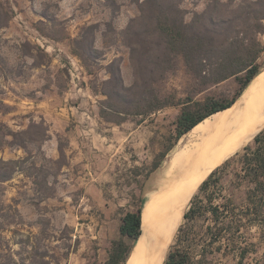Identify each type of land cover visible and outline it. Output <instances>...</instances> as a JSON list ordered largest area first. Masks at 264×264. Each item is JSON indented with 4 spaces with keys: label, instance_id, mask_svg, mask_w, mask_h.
<instances>
[{
    "label": "rangeland",
    "instance_id": "obj_1",
    "mask_svg": "<svg viewBox=\"0 0 264 264\" xmlns=\"http://www.w3.org/2000/svg\"><path fill=\"white\" fill-rule=\"evenodd\" d=\"M141 1L0 0V264H106L125 212L142 204L163 167L167 156L151 171L155 158L174 144L184 105L238 95L236 77L202 85L179 56L155 87L180 104L120 124L104 119L107 65L119 60L125 84L134 81L125 32ZM219 1L228 12L241 0ZM209 2L181 0L186 21ZM259 44L263 70L264 33L258 32ZM244 148L228 159V197H244L250 186L233 182L241 160L234 157ZM254 235L248 233L250 242ZM257 240L258 254L250 258L264 264V228L258 227ZM125 243L132 249L136 242ZM213 257V264L237 263L235 253L225 262L221 254Z\"/></svg>",
    "mask_w": 264,
    "mask_h": 264
},
{
    "label": "trees",
    "instance_id": "obj_2",
    "mask_svg": "<svg viewBox=\"0 0 264 264\" xmlns=\"http://www.w3.org/2000/svg\"><path fill=\"white\" fill-rule=\"evenodd\" d=\"M226 5L229 6L219 0H210L203 12L195 13L191 21H186L181 0L141 1L138 16L131 20L125 32L130 38L127 45L134 81L125 84L119 60L107 65L110 77L102 84L101 92L105 98L100 101V115L117 124L129 116L148 118L168 106L180 104L176 97L160 95L155 87V82L174 67L179 56L184 58L202 85L217 84L231 77H236L241 84L238 95L230 101L207 97L184 105L176 120L174 144L155 158L152 172L195 125L233 105L262 70L258 63L262 53L261 45L258 47V32L264 33V0H241L237 9L224 12L222 8ZM77 41L73 39L72 42ZM76 53L89 66L85 55ZM253 139L254 143H247L244 152L234 157H241V160L233 182L238 188L245 182L250 184L244 197L225 194L224 179L227 167L232 163L228 160L232 154L226 158L228 161L222 160L208 174L199 192L193 196L184 214V223L178 229L175 245L169 248L164 264H213L211 255L222 250L225 231L234 228L227 220L239 208L233 201H258V206L253 209L258 213V223L264 221V128ZM221 200L229 202H217ZM249 210L247 207L246 212ZM201 220L209 221V224L198 229L196 223ZM143 230L140 204L136 210L125 212L120 224L121 238L113 242L106 264H126L131 249L125 239L136 242ZM238 246L242 247L240 240L234 238L232 249ZM198 250L200 256L197 258ZM238 263L243 264L242 259Z\"/></svg>",
    "mask_w": 264,
    "mask_h": 264
},
{
    "label": "bare ground",
    "instance_id": "obj_3",
    "mask_svg": "<svg viewBox=\"0 0 264 264\" xmlns=\"http://www.w3.org/2000/svg\"><path fill=\"white\" fill-rule=\"evenodd\" d=\"M264 128V69L230 107L184 135L163 162L142 200L144 230L126 264H164L201 182Z\"/></svg>",
    "mask_w": 264,
    "mask_h": 264
},
{
    "label": "crops",
    "instance_id": "obj_4",
    "mask_svg": "<svg viewBox=\"0 0 264 264\" xmlns=\"http://www.w3.org/2000/svg\"><path fill=\"white\" fill-rule=\"evenodd\" d=\"M233 202L239 205V208L237 210V213L234 214L233 216L232 215L229 216L227 220L228 222L234 224V228L225 231V236L223 238L224 239L223 248L221 251H216L215 254H221L223 262H225V257H227L230 253H235L237 259L236 264H239L238 262L240 259H242L243 264H258V257L250 258L251 255L257 256L258 254V240L256 241L258 236V227H260V229L264 228V222L258 223V213L256 212L255 209H253V207L258 206V201L242 200V201H233ZM247 207L248 208L250 207L248 213L246 212ZM208 224L209 221H206V225ZM237 226L239 227L238 231H237ZM249 232H254L255 241L250 242L248 237ZM234 238L240 239V245L242 247L238 246L239 248L232 249V243ZM199 256L200 255L198 250L197 258ZM249 259H251V262H249ZM213 262H215V259Z\"/></svg>",
    "mask_w": 264,
    "mask_h": 264
}]
</instances>
